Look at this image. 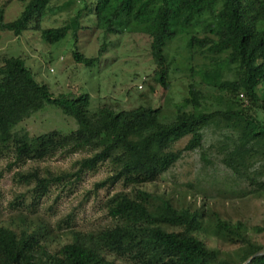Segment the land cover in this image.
Here are the masks:
<instances>
[{
	"label": "trees",
	"instance_id": "obj_1",
	"mask_svg": "<svg viewBox=\"0 0 264 264\" xmlns=\"http://www.w3.org/2000/svg\"><path fill=\"white\" fill-rule=\"evenodd\" d=\"M19 2L24 9L17 20L5 22L4 12H0V30L17 36L33 22L39 26L52 0ZM84 9L61 27L43 29V41L54 45L69 35L77 39ZM90 12L105 35L141 33L151 39V55L164 87L170 62L166 48L174 39L188 38L191 59L199 55L205 60L197 71L200 84L219 92L226 109L206 111V96L192 84L189 97L169 123L161 120V108L153 106L117 111L105 105L91 111L89 94L53 95L22 57L5 58L0 66V153H10L13 165L22 166L59 152L90 151L74 164L72 172L48 177L38 171L19 173L21 182L36 184L34 199L47 195L54 184L81 180L86 171L107 162L113 171L96 187L120 183L124 190L106 201L112 226L95 233H73L72 242L56 252L43 243L46 228L28 231L0 225V264H117L115 260L129 264H244L264 251L245 233L241 222L219 218L215 235L241 244L235 260L221 261L219 251L195 234L202 228L200 211L179 209L164 193L141 188L162 179L184 152L201 149L205 132L214 129L223 130L219 147L211 145L222 155L223 163L250 187L264 191V121L254 115L264 113V0H95ZM200 25L202 38L196 33ZM105 51V44L95 57L74 51L73 59L93 67ZM227 74L234 78H226ZM47 105L72 116L79 128L32 139L14 133L20 122ZM187 107L192 111L187 112ZM187 137L183 150H173ZM14 204L23 206L22 201ZM166 226L182 230L171 232ZM250 264H264V255Z\"/></svg>",
	"mask_w": 264,
	"mask_h": 264
},
{
	"label": "rangeland",
	"instance_id": "obj_2",
	"mask_svg": "<svg viewBox=\"0 0 264 264\" xmlns=\"http://www.w3.org/2000/svg\"><path fill=\"white\" fill-rule=\"evenodd\" d=\"M94 4L95 0H52L39 26L36 22L31 23L20 36L0 30V66L5 58L22 57L37 80L48 85L53 95L89 94L91 111L105 105L117 111L153 106L161 108V120L169 123L175 120L177 108L189 97L192 84L206 96V111L226 109L225 103L219 100V92L200 84L197 71L205 60L199 55L191 59L188 38L174 39L166 48L170 62L164 87L151 55V39L141 33L105 35L97 28L95 16L90 12ZM85 5L88 8L84 9ZM23 7L19 0H0V12H4L5 22L17 20ZM82 9V29L77 39L69 35L54 45L43 41V29L65 25ZM202 29V25L196 28L200 38L204 37ZM104 44L106 51L93 67H85L73 59L74 51L85 57H95ZM226 78L233 79L234 76L227 74ZM185 110L192 111V107ZM254 115L264 121V113ZM78 128L79 124L72 116L55 105H47L20 122L13 131L20 137L32 139L51 131L66 134ZM221 134L223 130H207L201 149L184 152L162 179L141 188L164 193L179 209L200 211L204 218L196 236L209 248L219 251L221 261L228 262L235 260L241 244L218 238L215 235L217 220L220 218L233 224L241 222L253 242L264 247V191L250 187L223 163L222 155L215 148L222 143ZM188 140V137L180 140L173 150H183ZM212 144L215 147H211ZM89 155L87 150L72 154L59 152L42 162L14 166L10 153H0V225L28 231L46 228L42 240L52 252L71 243L73 233H95L112 226L114 223L108 216L106 201L124 188L120 183L96 187L111 175L113 167L110 163L86 171L81 180L71 178L54 184L38 201L33 192L36 184L27 185L18 177L19 173L33 171L43 177L72 172L74 164ZM21 201L23 206L14 204ZM21 214L25 218L21 219ZM165 229L182 230L170 226ZM110 259L115 258L111 256Z\"/></svg>",
	"mask_w": 264,
	"mask_h": 264
},
{
	"label": "water",
	"instance_id": "obj_3",
	"mask_svg": "<svg viewBox=\"0 0 264 264\" xmlns=\"http://www.w3.org/2000/svg\"><path fill=\"white\" fill-rule=\"evenodd\" d=\"M263 255H264V251H259L255 255L251 256L244 264H250L256 257Z\"/></svg>",
	"mask_w": 264,
	"mask_h": 264
},
{
	"label": "built area",
	"instance_id": "obj_4",
	"mask_svg": "<svg viewBox=\"0 0 264 264\" xmlns=\"http://www.w3.org/2000/svg\"><path fill=\"white\" fill-rule=\"evenodd\" d=\"M51 71L53 72V69ZM141 88H142V86H139V89H141Z\"/></svg>",
	"mask_w": 264,
	"mask_h": 264
}]
</instances>
